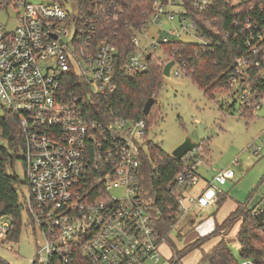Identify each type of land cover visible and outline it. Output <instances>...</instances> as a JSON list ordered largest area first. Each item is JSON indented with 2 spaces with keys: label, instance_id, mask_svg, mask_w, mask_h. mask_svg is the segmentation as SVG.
<instances>
[{
  "label": "built area",
  "instance_id": "built-area-1",
  "mask_svg": "<svg viewBox=\"0 0 264 264\" xmlns=\"http://www.w3.org/2000/svg\"><path fill=\"white\" fill-rule=\"evenodd\" d=\"M147 1L136 27L124 23L136 29L130 39L133 51L119 67L127 74L145 72L147 55L161 45L215 43L199 30L202 19L194 16L212 10L216 0ZM225 2L237 16L234 36L246 34L245 51L234 57L235 76L228 81L234 98L243 100L250 89H240L237 77L247 78L249 69L264 66V0ZM7 7L22 12L14 28L0 25V107L17 117L23 136L28 186L23 212L41 239L31 264H168L161 253L165 238L158 229V211L144 191L147 124L102 115L94 102L116 91L119 4L0 0V11ZM171 74L183 76L175 64ZM238 166L236 159L195 194L190 191L200 177L179 173L171 232L191 209L215 205ZM8 229L0 224L1 237Z\"/></svg>",
  "mask_w": 264,
  "mask_h": 264
},
{
  "label": "trees",
  "instance_id": "trees-1",
  "mask_svg": "<svg viewBox=\"0 0 264 264\" xmlns=\"http://www.w3.org/2000/svg\"><path fill=\"white\" fill-rule=\"evenodd\" d=\"M62 2L63 0H53ZM80 4H86L87 0H77ZM123 11L116 25L119 27L117 42L119 47L118 70L116 74V91L106 97L95 98L94 102L99 113L106 116H113L134 121L144 120L147 128L151 127V116L156 106V98L159 90L163 87L165 77L162 69L168 62L178 65L183 76L204 91L210 99L227 96L231 98V103L226 105L224 99L217 102L220 111H229L238 105V112L242 117L250 121L254 118L253 107L260 105L264 97V66L261 69L255 67L247 71V78L237 77L240 89L248 87L249 95L243 100H236L234 92L229 88L228 81L235 76L234 57L245 51L244 41L246 34H238L239 29H231L232 22L237 19L233 9L225 0H216L212 10L202 15L195 14V18L202 19L200 31L207 37H213L215 43L211 47H203L194 43H184L181 41L171 42L161 45L158 50H154L149 60H147V70L138 74H127L119 69L129 53L133 51L130 39L134 30L124 28V23L130 21L136 27L142 19L141 14L147 9V0H115ZM208 19V22L204 19ZM211 19L216 20L212 26ZM212 27L217 28L214 31ZM231 35L226 37V33ZM159 53V54H158ZM185 63V66H182ZM75 82V79H71ZM154 98L148 116H143L142 110L148 99ZM226 105V107H225ZM0 114V217H8L12 220L7 231L9 240L17 241L22 215L24 211L23 201L17 191L19 180L16 176L9 174V168L13 166L14 160L19 151H24L23 136L19 128L18 119L11 112L1 109ZM204 143V142H203ZM205 144H198L196 151H203ZM206 156H210V151H203ZM201 155L188 153L182 159H176L166 154L151 141L146 143V157L142 166L144 176V191L148 193L153 201V206L158 211V229L165 238V243L171 253V264H178L180 260L191 251L201 248V246L214 237L221 235L238 218L241 224L235 236L239 246V258L237 259L228 244L221 239L208 252H201L198 264H240L244 260H251L254 264H264V247L259 235L264 239V209L253 208L248 210L244 205H238L236 210L208 236L199 238L195 242L178 248L171 240L172 219L177 213V200L179 188L176 183V176L179 173L197 174V163L203 162ZM199 176V175H198ZM262 210V213L254 215L253 212ZM161 246V247H162ZM0 264H8L0 258ZM81 264H87L82 262Z\"/></svg>",
  "mask_w": 264,
  "mask_h": 264
},
{
  "label": "rangeland",
  "instance_id": "rangeland-1",
  "mask_svg": "<svg viewBox=\"0 0 264 264\" xmlns=\"http://www.w3.org/2000/svg\"><path fill=\"white\" fill-rule=\"evenodd\" d=\"M18 12L22 11L13 7L0 11V25L7 30L14 28ZM184 39L193 41L188 37ZM144 44L141 39L140 45ZM221 99H224L223 103L226 105L232 101L231 98L221 95L214 100L210 99L191 79L181 76L176 78L171 74L165 78L163 87L157 94L156 106L151 116L149 140L166 154L171 155L186 138L192 143L205 144L203 151L209 150L210 156H206L203 151L192 152V155H201L204 158L197 168L200 178L212 180L217 172L227 169L234 160L237 159L239 162V166L233 168L235 178L220 188L225 197L223 204L220 207L209 208L205 213L192 214L191 218L197 223L208 216L219 221L224 213L232 212L237 205H244L248 210L264 209V97L259 108L254 111L252 121L239 114L238 105L229 111L226 109L220 111L217 102ZM9 174L18 178L17 191L24 202L28 195V186L23 151L17 153L13 166L9 168ZM198 188H194L190 193ZM11 223L10 218L0 217V224L11 226ZM37 234V229L32 227L23 212L17 241L9 240L7 235L1 237L0 230V258L8 264H31L39 246L37 240H41ZM193 236L194 229L185 220L180 221L171 232V240L178 248H182L186 240ZM259 238L263 244L257 246L264 247V239L261 235ZM212 240L188 253L178 264H198L201 252L209 248ZM165 246L161 250L167 258L170 251ZM228 246L234 256L240 259L236 243H229Z\"/></svg>",
  "mask_w": 264,
  "mask_h": 264
},
{
  "label": "crops",
  "instance_id": "crops-1",
  "mask_svg": "<svg viewBox=\"0 0 264 264\" xmlns=\"http://www.w3.org/2000/svg\"><path fill=\"white\" fill-rule=\"evenodd\" d=\"M199 175V174H198ZM202 181V182H201ZM211 180H205L203 178H200V182L201 185H198V189H196L195 191H193L192 193L195 194L196 192H198V190L203 189L208 182H210ZM231 181V180H230ZM199 182V184H200ZM193 190V189H192ZM191 190V191H192ZM219 201L215 204L212 205L206 209L203 210H197V209H191V211L189 212V214L187 215L186 218H184L183 220L187 221L189 223V225H191L194 229V236L192 238H189L186 240V243L183 247L195 242L196 240H198L199 238L208 236L209 234H211L217 225H221L228 217L231 213H233L236 208L238 207V205L234 208V210L230 213H224L223 217L221 218V220L216 221L215 218H212L211 216H208L206 219H204L203 221L200 222H196V220L194 218H191L192 214H201V213H205V211L207 212L209 210V208L211 209L214 206H218L220 207L223 202L225 201V197L222 195L219 197L218 199ZM197 223V224H196ZM241 224V219L238 218L236 219L229 227L227 230H225L221 235H219L218 237H214L212 238V243L210 244L209 248L207 250H203L204 252H208L212 247H214L221 239H223L227 244L229 243H236V234L238 232V229L240 227ZM230 234V236H228ZM211 240V239H210ZM237 247L239 248L238 244L236 243ZM165 246V245H164ZM162 246L161 249L164 247ZM167 247V246H165ZM182 247V248H183ZM167 249L170 251V249L167 247ZM161 253L163 255V252L161 250ZM164 259L167 260L170 263V259L172 257V253L170 251L169 256L166 258L165 255H163Z\"/></svg>",
  "mask_w": 264,
  "mask_h": 264
},
{
  "label": "water",
  "instance_id": "water-1",
  "mask_svg": "<svg viewBox=\"0 0 264 264\" xmlns=\"http://www.w3.org/2000/svg\"><path fill=\"white\" fill-rule=\"evenodd\" d=\"M147 60L150 59V55H147ZM174 65V63L168 62L163 70H162V75L163 77L167 78L169 77L170 74V69L172 68V66ZM155 100L154 98H150L147 100V102L145 103L143 110H142V114L143 116H148L150 113V110L152 108V106L154 105ZM198 144L196 143H192L190 139L186 138L176 149H174L171 153V156H173L176 159H182L184 156H186L188 153L193 152L197 149Z\"/></svg>",
  "mask_w": 264,
  "mask_h": 264
}]
</instances>
